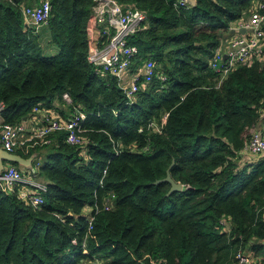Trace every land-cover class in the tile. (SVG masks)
Listing matches in <instances>:
<instances>
[{"label": "trees", "instance_id": "1", "mask_svg": "<svg viewBox=\"0 0 264 264\" xmlns=\"http://www.w3.org/2000/svg\"><path fill=\"white\" fill-rule=\"evenodd\" d=\"M42 1L0 0L3 124L68 94V109L88 114L85 144L61 132L35 151L42 205L22 197L27 186L0 191V264H236L241 250L264 264V155L243 152L254 130L264 136V54L224 78L210 66L261 0H116L145 15L130 44L138 65L156 66L133 105L116 77L88 62L94 0L51 1L54 57L24 15ZM173 163L183 189L168 195L169 183H155Z\"/></svg>", "mask_w": 264, "mask_h": 264}, {"label": "built area", "instance_id": "2", "mask_svg": "<svg viewBox=\"0 0 264 264\" xmlns=\"http://www.w3.org/2000/svg\"><path fill=\"white\" fill-rule=\"evenodd\" d=\"M51 1L43 0L39 5L24 9V15L39 31L47 27L51 15ZM263 0L256 9H252L247 16L238 21L231 30L237 33L225 40L210 60L211 69L219 73L222 78L240 66L249 64L254 58H261L264 54V17L260 13ZM146 28V17L138 10H131L120 5L116 0H94L90 21L87 26L88 62L100 69L102 74L116 77L120 88L128 100L127 105L136 102L139 91L152 82L156 74V66L148 60L138 65V48L130 44V38ZM241 31H245L241 34ZM231 32V31H230ZM40 33V31H39ZM224 44L226 46L224 47ZM226 57V58H225ZM124 75L129 79L124 80ZM63 100L72 106L71 97L63 95ZM4 105L0 104V146L11 154L22 153L25 159L35 157L32 170L23 171L16 165L8 164L0 177V191H11L18 185L29 188L22 197L30 200L34 205L44 203L42 194L47 191L46 184L31 179L40 165L38 149L51 145V137L56 133L67 134L66 142L73 146H83L84 122L88 114L80 107H73L67 117L52 116L43 107H36L34 113L42 115L41 120L31 117L16 125H4L2 112ZM168 115L164 116L165 123ZM161 127L155 123L149 129ZM142 131V130H140ZM244 154L264 155V136L261 130L252 132L246 142ZM36 154V156L34 155ZM106 173V172H105ZM108 200L105 209L109 210ZM92 222L89 229L92 230ZM236 264H260L256 257L248 251H239ZM91 264H104L95 259Z\"/></svg>", "mask_w": 264, "mask_h": 264}, {"label": "crops", "instance_id": "3", "mask_svg": "<svg viewBox=\"0 0 264 264\" xmlns=\"http://www.w3.org/2000/svg\"><path fill=\"white\" fill-rule=\"evenodd\" d=\"M43 28H47V27H43ZM39 31H40V41L42 40L43 36H44V38L47 41L46 45L41 43L44 55L46 57H54V56H56L58 54V52H59V49H58V47L56 45L53 44L52 39H51V35L48 32H46L45 30H43L45 35H44L43 32H41V29ZM232 37H234V36H232V34L226 35V39L225 40H228V39H230ZM225 46H226V44H224V47ZM128 79H129V76L128 75H124V80H128ZM68 108H70V106H68L65 103V101H63L62 104L60 102H55L54 106L51 109L50 108H45V110L46 109L49 110V111H45V112H48L52 116L60 115L62 117H67L69 115V113H70V110H71V109H68ZM62 113H64V114H62ZM31 117H35L37 120H41L42 115H40L39 113H34ZM34 155L36 156V154H34ZM33 158L35 159L34 156H33ZM34 159H33V161H34ZM18 167L22 168L23 171L32 170V168H27L26 169V168H23V167H20V166H18ZM40 178L42 179V181H38V182H42L44 184H47V180L45 178H42V177H40ZM31 180L37 181L35 179H31ZM26 190L29 191V188H27Z\"/></svg>", "mask_w": 264, "mask_h": 264}, {"label": "water", "instance_id": "4", "mask_svg": "<svg viewBox=\"0 0 264 264\" xmlns=\"http://www.w3.org/2000/svg\"><path fill=\"white\" fill-rule=\"evenodd\" d=\"M187 2H189L191 5L195 6L194 0H187ZM231 33L236 34L237 32L235 30H231ZM240 33L244 34L245 31H241ZM33 159H34L33 157L25 159L20 155L8 153L5 150H3L0 146V177L5 170V167L8 164L17 165V166H20V167L27 169V168H32ZM173 165H174V163L167 170L166 178H164L160 181H157L155 183V184L169 183L171 185V189H170L168 195H170L174 192H177V191H182V189H183V186L181 184H177L171 177V169H172Z\"/></svg>", "mask_w": 264, "mask_h": 264}, {"label": "rangeland", "instance_id": "5", "mask_svg": "<svg viewBox=\"0 0 264 264\" xmlns=\"http://www.w3.org/2000/svg\"><path fill=\"white\" fill-rule=\"evenodd\" d=\"M43 30H45L46 32H48L49 33V30H48V28H41V32H43ZM44 33V32H43ZM50 34V33H49ZM230 34H232L231 32H230ZM44 35H45V33H44ZM41 43H43L44 45H46V43H47V41H46V39L44 38V36L42 37V40H41ZM20 169H22V168H20ZM35 180H37V181H42V179L40 178V177H37V178H35Z\"/></svg>", "mask_w": 264, "mask_h": 264}]
</instances>
